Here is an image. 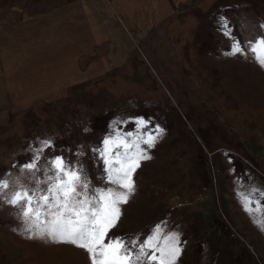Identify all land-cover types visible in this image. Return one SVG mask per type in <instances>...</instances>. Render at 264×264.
Instances as JSON below:
<instances>
[{"label":"rangeland","instance_id":"rangeland-1","mask_svg":"<svg viewBox=\"0 0 264 264\" xmlns=\"http://www.w3.org/2000/svg\"><path fill=\"white\" fill-rule=\"evenodd\" d=\"M70 1L0 0V20L11 28L42 14L49 24L31 44L54 53L58 13ZM77 1L92 30L82 31L84 46L94 43V57L78 62L82 76L62 81L60 66H37L30 69L46 83L0 87V179L9 182L0 194V264H90L82 248L29 238L7 201L44 180L57 156L82 168L92 188L115 187L97 151L109 138L138 142L150 157L109 237L143 240L159 225L178 236L175 264H264V67L248 46L264 38V0ZM234 39L243 51L231 54ZM3 65L8 74L6 55ZM42 141L51 146L33 177L22 166Z\"/></svg>","mask_w":264,"mask_h":264},{"label":"snow or ice","instance_id":"snow-or-ice-1","mask_svg":"<svg viewBox=\"0 0 264 264\" xmlns=\"http://www.w3.org/2000/svg\"><path fill=\"white\" fill-rule=\"evenodd\" d=\"M221 27L231 36L226 22H222ZM248 46L264 67V38ZM242 51L241 41L234 39L231 54ZM138 123L142 126L145 122ZM155 139L156 136L150 134L143 143L151 147ZM103 145V149L97 151L104 160L106 180L115 187L92 188L82 168L69 165L64 157L57 156L49 162L44 180L36 178L31 186L20 185L7 202L20 208L29 238L47 236L56 243L82 248L89 254L90 264H175L181 253L178 236L162 234L159 225L143 240L109 237L120 218V205L126 204L135 190V170L141 160L150 157L138 142L129 143L124 138L105 139ZM50 146L51 141H42L41 147L34 150L32 161L22 169L29 170L35 177L41 171L40 154ZM132 149L134 152L130 151ZM8 188V180L0 179V194H5ZM244 201L246 210L252 211L253 201L247 196ZM256 203L259 209V202Z\"/></svg>","mask_w":264,"mask_h":264},{"label":"crops","instance_id":"crops-1","mask_svg":"<svg viewBox=\"0 0 264 264\" xmlns=\"http://www.w3.org/2000/svg\"><path fill=\"white\" fill-rule=\"evenodd\" d=\"M68 9L59 11L58 15L63 20L62 29L59 30L58 47L54 53L46 51L45 48L35 47L31 41L43 34L49 21L42 14L39 16H29L27 19L14 23L11 28H6L4 22L0 20V87L4 93V82L32 84L36 82L46 83L47 76L38 75L37 70H31L34 67L60 66L62 72L60 77L62 81H68V76H82L83 69L81 64L84 58L94 57V44L84 46L82 40L83 30L86 28L85 20L81 12L82 4L77 0L70 1L67 4ZM86 32H91L86 28ZM24 42V43H21ZM28 42L29 44H25ZM24 44V45H22ZM6 55L8 74L5 73L3 65V56ZM96 56V55H95ZM90 65H92L90 63ZM23 76L22 78H20ZM20 78V79H19ZM18 90V89H17ZM19 96V95H18ZM4 97L1 96L0 100Z\"/></svg>","mask_w":264,"mask_h":264}]
</instances>
